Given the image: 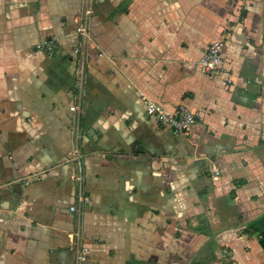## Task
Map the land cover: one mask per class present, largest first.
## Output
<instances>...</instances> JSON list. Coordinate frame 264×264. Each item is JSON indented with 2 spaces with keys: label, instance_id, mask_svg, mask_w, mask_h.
I'll return each instance as SVG.
<instances>
[{
  "label": "crops",
  "instance_id": "1",
  "mask_svg": "<svg viewBox=\"0 0 264 264\" xmlns=\"http://www.w3.org/2000/svg\"><path fill=\"white\" fill-rule=\"evenodd\" d=\"M76 230L87 264H264V0H0V264H76Z\"/></svg>",
  "mask_w": 264,
  "mask_h": 264
},
{
  "label": "built area",
  "instance_id": "2",
  "mask_svg": "<svg viewBox=\"0 0 264 264\" xmlns=\"http://www.w3.org/2000/svg\"><path fill=\"white\" fill-rule=\"evenodd\" d=\"M90 10H86L85 14H88ZM76 33L80 38L79 45L74 49V53L79 55L77 60V66L75 69V80L73 83L74 89L76 90V100L80 99L79 91H81V86L83 82L84 73V63L85 57L82 56V41L89 38L88 26L86 21H81L76 26ZM46 52V54H52L56 49V40H50L45 42L43 45L39 46ZM225 40L223 38L209 42L204 48L201 58L198 60L197 65L199 70L205 76L211 78L218 76L219 74L225 72ZM144 108L146 115L155 119V121L168 128L174 134L187 135L190 133L192 126L196 123V115L185 105H179L175 110L169 112L164 109V107L155 101L145 98ZM70 110L73 112H79V106L76 103L71 104ZM76 151H74L75 153ZM214 174H218L219 170L217 168L213 169ZM81 177L78 175L77 180ZM77 203L79 205H85L88 202L87 196L79 189L77 193ZM71 212L77 210L76 205H71L69 207ZM71 243L76 254V264H87V251L88 248L81 241V232L76 230L71 235Z\"/></svg>",
  "mask_w": 264,
  "mask_h": 264
}]
</instances>
